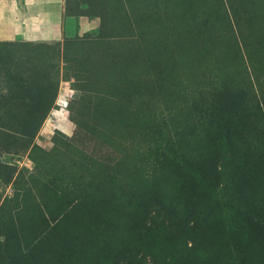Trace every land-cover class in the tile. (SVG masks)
<instances>
[{
    "label": "rangeland",
    "instance_id": "374dc122",
    "mask_svg": "<svg viewBox=\"0 0 264 264\" xmlns=\"http://www.w3.org/2000/svg\"><path fill=\"white\" fill-rule=\"evenodd\" d=\"M4 1L0 264H264V0Z\"/></svg>",
    "mask_w": 264,
    "mask_h": 264
},
{
    "label": "crops",
    "instance_id": "0c3cea01",
    "mask_svg": "<svg viewBox=\"0 0 264 264\" xmlns=\"http://www.w3.org/2000/svg\"><path fill=\"white\" fill-rule=\"evenodd\" d=\"M57 2V0H56ZM40 6H30L28 10H19L15 4H11L4 0H0V41H10L18 36H25L31 40L39 39L43 35L48 36L58 35V31L54 24H47L48 27L38 30V13L43 11ZM59 8L54 5L52 11ZM55 14V13H53ZM56 16V15H55ZM37 17V18H36ZM50 17V16H48ZM57 17V16H56ZM50 24V25H49Z\"/></svg>",
    "mask_w": 264,
    "mask_h": 264
},
{
    "label": "trees",
    "instance_id": "16d2710c",
    "mask_svg": "<svg viewBox=\"0 0 264 264\" xmlns=\"http://www.w3.org/2000/svg\"><path fill=\"white\" fill-rule=\"evenodd\" d=\"M231 8H232V6H231ZM233 10V9H232ZM234 11V10H233ZM232 14H233V18L232 19H238V15H236V12H232ZM239 19H242V18H240L239 17ZM262 18H260L259 19V21L261 20ZM206 20V22H203V23H205L206 25H208V27L209 28H211V22L210 21H213V25H212V27H214L215 29L211 32V36H212V34H213V36L214 37H216V34L218 33V31L223 27V26H221L222 25V23L221 24H219V26L218 25H214V24H216V22H214V20H211L210 18L209 19H205ZM243 20V19H242ZM242 20H240V22L242 21ZM225 22V21H224ZM256 22H258V21H256ZM237 23H238V21H237ZM236 23V24H237ZM242 23V22H241ZM246 23H248L247 21H246ZM254 22H252V23H249L248 25H250V26H252V24H253ZM228 24H230V22L228 23ZM224 25V24H223ZM237 25H239V23L237 24ZM238 28L239 29H242L241 27H240V25L238 26ZM251 31V36H250V34L248 35L247 34V32H249V30L248 29H242V31L240 32L239 31V33H241V41H243V43L245 44V45H247V43H245V42H247L248 40H249V38L250 37H252V38H254V37H259V36H261V34L264 32V26L263 27H261V26H258V27H256L255 29H254V31H252V30H250ZM212 38V37H211ZM259 41H261L260 39H258ZM194 103H197V101H194ZM178 130H180V129H178Z\"/></svg>",
    "mask_w": 264,
    "mask_h": 264
}]
</instances>
